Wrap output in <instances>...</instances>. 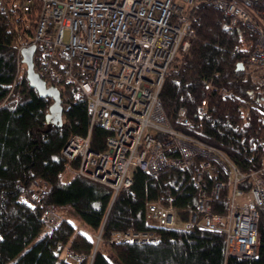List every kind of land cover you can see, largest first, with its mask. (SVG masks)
I'll use <instances>...</instances> for the list:
<instances>
[{"label":"trees","instance_id":"obj_1","mask_svg":"<svg viewBox=\"0 0 264 264\" xmlns=\"http://www.w3.org/2000/svg\"><path fill=\"white\" fill-rule=\"evenodd\" d=\"M0 1V264H114L106 247L120 264H264V217L258 255L250 259L226 256L225 234L147 223L152 202L168 204L172 199L184 220L196 213L194 168L169 167L157 175L137 170L134 184L117 195L80 176L77 162L64 179L69 162L62 151L70 138L85 137L91 128L92 150L102 153L110 134L101 124L91 127L86 99L77 96L78 88L67 80L62 85L63 103L70 105L66 121L49 124L53 99L41 98L29 87L26 66L18 74L16 55L19 39L32 38L39 3L27 13L23 0ZM229 21L225 13L201 2L192 15L191 49L180 55L166 77L160 99L173 125L180 109H186L208 142L224 150L246 175L264 163V101L261 85L248 75L256 36L242 24L224 29ZM241 63L246 68L238 71ZM221 88L233 93L232 98ZM203 101L206 114L199 118L197 108ZM33 184L43 204L70 211L93 235L101 234V245L96 247V239L67 218L49 229L45 208L21 201ZM228 206L225 193L213 211L225 215ZM116 232L152 233L160 240L108 243Z\"/></svg>","mask_w":264,"mask_h":264},{"label":"built area","instance_id":"obj_2","mask_svg":"<svg viewBox=\"0 0 264 264\" xmlns=\"http://www.w3.org/2000/svg\"><path fill=\"white\" fill-rule=\"evenodd\" d=\"M36 1L39 15L32 38L30 42L19 39L18 74L25 66L22 51L35 45V72L45 86L58 88L62 95L63 83L72 82L77 96L87 101L91 127L101 124L110 134L102 153L92 150L91 128L85 137L70 138L62 151L68 169L79 163L80 176L104 184L117 195L134 184L137 170L157 175L169 167L194 168V186L199 191L196 213L184 220L172 199L168 204L152 202L147 223L180 231L219 232L225 234L226 256L256 257L264 217V163L244 175L224 150L208 142L186 109H180L173 125L160 92L180 61L178 54L186 55L191 49L192 15L203 2L230 18L224 29L242 24L255 34L248 75L261 85L264 101V0H23V10L31 12ZM221 90L232 98L233 93ZM69 106L63 103V122ZM206 107L203 101L197 108L199 118L205 116ZM30 187L21 201L45 208L47 227H56L64 217L43 204L36 184ZM225 193L228 212L221 215L213 206ZM159 240L152 233L116 232L108 243Z\"/></svg>","mask_w":264,"mask_h":264},{"label":"water","instance_id":"obj_3","mask_svg":"<svg viewBox=\"0 0 264 264\" xmlns=\"http://www.w3.org/2000/svg\"><path fill=\"white\" fill-rule=\"evenodd\" d=\"M36 46L31 45L22 51L23 63L26 68V77L31 89H35L41 98H52L53 105L50 107V113L47 116L50 125H56L63 122L62 116L64 114L63 97L58 88H47L44 80L35 72L34 57ZM238 71L245 70L243 63L238 64Z\"/></svg>","mask_w":264,"mask_h":264},{"label":"rangeland","instance_id":"obj_4","mask_svg":"<svg viewBox=\"0 0 264 264\" xmlns=\"http://www.w3.org/2000/svg\"><path fill=\"white\" fill-rule=\"evenodd\" d=\"M178 56L180 57V54H178ZM180 62V61H179ZM27 68V67H26ZM72 168L68 169V172H65V177L64 179L68 178L71 176V172L70 171ZM58 215L64 218H67L71 223L75 224L76 229H78L81 232H87L88 234L92 235L93 238L96 239V247L101 245L100 243L103 242V239L101 241V234H92V232L90 231V229H88L84 224H82L81 222H79L78 218L75 217V215H73L72 213H70V211H59ZM82 229V230H81ZM105 252L107 253L109 259L114 263V264H120L117 260L114 259V256L111 252V250H109V248H104Z\"/></svg>","mask_w":264,"mask_h":264},{"label":"bare ground","instance_id":"obj_5","mask_svg":"<svg viewBox=\"0 0 264 264\" xmlns=\"http://www.w3.org/2000/svg\"><path fill=\"white\" fill-rule=\"evenodd\" d=\"M82 230V229H81ZM101 241H102V239H101Z\"/></svg>","mask_w":264,"mask_h":264}]
</instances>
